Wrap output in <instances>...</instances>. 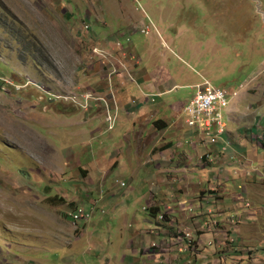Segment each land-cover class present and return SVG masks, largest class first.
Here are the masks:
<instances>
[{
    "label": "rangeland",
    "instance_id": "374dc122",
    "mask_svg": "<svg viewBox=\"0 0 264 264\" xmlns=\"http://www.w3.org/2000/svg\"><path fill=\"white\" fill-rule=\"evenodd\" d=\"M205 81L229 95L221 138L187 123ZM167 131L176 159L159 172L174 176L149 164ZM190 139L208 152L194 173ZM263 143L264 0H0V264H262L258 231L219 244L204 235L222 221L178 231L163 213L207 212L212 152L231 178L215 184L234 191V166L260 169Z\"/></svg>",
    "mask_w": 264,
    "mask_h": 264
},
{
    "label": "crops",
    "instance_id": "0c3cea01",
    "mask_svg": "<svg viewBox=\"0 0 264 264\" xmlns=\"http://www.w3.org/2000/svg\"><path fill=\"white\" fill-rule=\"evenodd\" d=\"M135 113L136 115H134L133 121H135L136 123H140L141 119H139L138 116L139 115L140 117L145 116V113L143 112V107H137V110L135 111ZM105 115L106 117H109L110 113L109 115L108 114H105ZM106 123L109 124L108 119L106 120ZM167 125L168 124L166 123V124H159L158 126L159 127L161 126L163 128V127H167ZM161 137H162V140H165L166 138L169 140H166L165 143L162 144L161 146H158L157 144H155V142L158 140H153L151 149H150L152 151V155L150 158H152V161L154 160V157H156L157 159H155L156 162L149 163V164L154 166L155 171H158L157 175L167 174L168 176H174L175 173L181 170V167L175 170H172V174L166 173L167 171L159 172L163 168H169L170 163H173V160L176 159L175 157L176 152H172V149L176 145L171 139V133L167 131V134ZM255 141H258V138L253 139V142ZM197 143L198 142H195L192 139H190L189 146L191 148V151L193 152L192 155L195 156L196 158V164L193 166V169H192L193 173L194 171H198V168H200L198 163L203 162V161H200V158L205 155H208V152L206 150L207 149L206 143L205 142H200L198 144ZM231 146H233V144ZM263 146H264V143H263ZM223 148H221V150ZM156 149H158L159 151H157ZM154 150H156L155 153H154ZM217 152L220 154L218 156V158H220L223 153L222 151H217ZM212 153L214 155L213 157L216 159V162H217L218 158L215 156L216 152H212ZM164 156H167V160H165ZM186 160L189 162V164L187 166L186 165L182 166L183 170L180 173L189 172L191 161L188 156H186ZM209 162H212L211 159H209ZM216 162L214 163L216 164L217 172L216 174H214L212 170H210V173L211 175H213V178H212V184L209 186V191L212 192L211 197L214 198V202L211 203V205H214V206L210 208L207 207L206 208L207 212H202L201 214H198L195 217H192L190 219L189 218L180 219V218L175 217L174 209H171L169 206H167L165 208V213H163V214H166L165 220L171 221L169 222V225L172 226V228L177 229L178 231L182 229L184 230V226L187 224H190L191 221L200 222V221L214 220V221L225 222V223L219 222L220 224L219 229L216 228L214 230H210V232L204 235V239L205 237H207V235L211 236L212 238H216V241H218L219 239L220 241L219 244H223L225 237H229V236H232V238L234 239L235 237H238L239 239H241V237L245 238L246 236L249 235L250 238H252L255 236L254 231H258L262 236H264V232H263L264 229L262 225L264 223V160L258 162L260 169H255V168L252 169L255 165L254 163L247 164L246 168H244L245 162L250 163L247 159H244L243 162L241 163L235 162L236 165L234 166V168H237V170L233 172V169H232V172L234 173L236 178L240 180V184L238 185L237 189L234 191H229L227 188L218 187L219 182L222 178L224 179V181L225 179H227V181H230L231 178L230 176H227L225 174V173L228 174L230 172H227V170H225L224 172L222 170V167L224 165L223 164L224 160H221L220 163L219 162L216 163ZM205 163L208 167L211 166V163L210 164H208V162H205ZM215 183H217L218 185H216ZM217 187L219 189H217ZM171 188L174 189V187H171ZM175 189H176L175 191L179 193H182L181 191H183V189L178 186H175ZM240 195L244 196L243 200L239 198ZM196 199H198V197ZM205 199L206 197L202 195L200 200L204 201ZM229 202H231V205L229 204ZM247 202L251 205L250 207L247 206L248 204ZM220 207L222 208V211L220 210ZM158 209L159 210L156 211L155 214L160 213V208L158 207ZM201 211H202V208H201ZM157 216L158 215H156L155 217ZM175 221H178L176 225H174ZM187 221L189 222L187 223ZM180 224L183 225V227H181ZM196 230H197V227H196ZM173 237L176 238L177 233L174 234ZM177 238H178L177 240H179V237ZM225 245L227 246V244ZM221 246L222 245H220L217 251H221L223 248L225 249V247L221 248ZM163 250L167 251L168 249H163ZM204 250H205V253L208 252L207 249H204ZM244 251L246 250L244 249L240 251L241 253L239 255L243 254ZM257 254L261 259H264L263 255H261L260 253L254 252L252 254V259L254 263H257L260 260L257 258ZM200 256H202V254ZM209 257L210 255L208 254L207 258ZM216 261H218L219 263H213V264H220L221 262L218 260V258H214L213 262H216ZM262 264H264V262H262Z\"/></svg>",
    "mask_w": 264,
    "mask_h": 264
},
{
    "label": "built area",
    "instance_id": "2783aa9c",
    "mask_svg": "<svg viewBox=\"0 0 264 264\" xmlns=\"http://www.w3.org/2000/svg\"><path fill=\"white\" fill-rule=\"evenodd\" d=\"M226 100H228L227 93L214 88L208 81L198 85L195 98L185 110L187 123L207 135L215 131L217 137L221 138V129H225L221 124V114ZM216 142L215 138H211V143ZM75 219H79V216L76 215Z\"/></svg>",
    "mask_w": 264,
    "mask_h": 264
},
{
    "label": "flooded vegetation",
    "instance_id": "af4514ba",
    "mask_svg": "<svg viewBox=\"0 0 264 264\" xmlns=\"http://www.w3.org/2000/svg\"><path fill=\"white\" fill-rule=\"evenodd\" d=\"M57 107H64L65 109L62 110L61 113L66 114L67 116L75 115V114L81 113L82 111L80 108L75 107L72 103H69L67 105H64L63 103H57ZM116 110H118V106H116ZM97 112L98 113L103 112L104 114L109 115L111 110L109 109V107L97 105ZM112 129H113V126H112Z\"/></svg>",
    "mask_w": 264,
    "mask_h": 264
},
{
    "label": "clouds",
    "instance_id": "9594fccd",
    "mask_svg": "<svg viewBox=\"0 0 264 264\" xmlns=\"http://www.w3.org/2000/svg\"><path fill=\"white\" fill-rule=\"evenodd\" d=\"M112 94H113V93H112ZM102 95H104V94H102ZM113 95H114V94H113ZM114 96H115V95H114ZM103 97H106V96H103ZM103 101H105V102H103ZM101 103H104V106L109 107V109L112 111V107L108 106L106 99H103V98L100 99V102H98L97 105L102 106ZM132 103H133V104H136L135 101H133ZM116 106H117V105H114L115 110H116ZM119 108H120V107H119ZM113 123H114V118H112L111 116H109V129H110V130H112Z\"/></svg>",
    "mask_w": 264,
    "mask_h": 264
},
{
    "label": "bare ground",
    "instance_id": "6f19581e",
    "mask_svg": "<svg viewBox=\"0 0 264 264\" xmlns=\"http://www.w3.org/2000/svg\"><path fill=\"white\" fill-rule=\"evenodd\" d=\"M206 82V81H205ZM210 83V82H209ZM211 84V83H210ZM212 85V84H211ZM215 88V87H214ZM216 89H219V88H216ZM219 90H222V89H219ZM223 91V90H222ZM225 92V91H224ZM196 94H197V87H196V93H195V95L193 96V98L190 100V102H189V104L193 101V99L195 98V96H196ZM227 96H228V100H229V95L227 94ZM228 100H226V101H224V106L227 104V102H228ZM186 110V109H185ZM222 115V114H221ZM222 122V121H221ZM222 124V126H223V128H225V125L226 124H223V123H221ZM226 129H221V134L225 131Z\"/></svg>",
    "mask_w": 264,
    "mask_h": 264
},
{
    "label": "trees",
    "instance_id": "16d2710c",
    "mask_svg": "<svg viewBox=\"0 0 264 264\" xmlns=\"http://www.w3.org/2000/svg\"><path fill=\"white\" fill-rule=\"evenodd\" d=\"M160 123H162V121Z\"/></svg>",
    "mask_w": 264,
    "mask_h": 264
}]
</instances>
